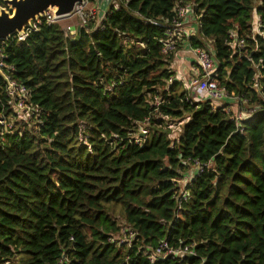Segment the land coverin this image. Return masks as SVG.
Listing matches in <instances>:
<instances>
[{"label": "trees", "instance_id": "1", "mask_svg": "<svg viewBox=\"0 0 264 264\" xmlns=\"http://www.w3.org/2000/svg\"><path fill=\"white\" fill-rule=\"evenodd\" d=\"M117 1L77 42L43 24L4 50L42 125L15 121L0 144V264H152L163 243L196 256L155 264H264V0H187L201 15L189 46L211 43L219 86L251 115L240 126L229 103L169 83L175 53L151 22L181 0ZM233 30L244 48L227 43ZM1 113L16 118L0 76ZM124 229L130 248L110 242Z\"/></svg>", "mask_w": 264, "mask_h": 264}, {"label": "built area", "instance_id": "2", "mask_svg": "<svg viewBox=\"0 0 264 264\" xmlns=\"http://www.w3.org/2000/svg\"><path fill=\"white\" fill-rule=\"evenodd\" d=\"M1 1L3 2L4 0ZM90 1L91 0H84L83 3L77 4L73 14V16H78L81 19L82 27H85L87 25V22L96 20V11H91L89 15L85 13L87 5ZM113 5L116 10H118V3L116 5L113 3ZM4 7L6 6H0V8ZM6 9L9 10L8 8ZM196 9L197 5L194 2L181 0L178 3L177 12L173 18L163 21L151 22L152 25L163 29L164 36L160 43L162 45V51L165 55L176 53L184 42H187L189 44L190 39L198 34L199 20L201 18V15L197 13ZM109 10L105 13L102 19L98 21L97 25H100L101 22L104 21V18L109 14ZM189 14H192L193 16L191 20L187 19ZM61 21L63 20L57 19L53 11H47L44 16L38 17L35 21H32L30 26L26 27L22 34L16 33L7 41L0 42V70L3 72L5 76L4 79L7 83V95L9 104L11 105V109L14 110L15 113H22L26 110L30 111L29 114L31 115L23 116V118L28 119L31 116H35L38 120V123H40L41 125V112L38 109H34L29 104L30 93L28 89L24 85L19 84L17 81L11 78L12 73L15 72V68L14 66H10L6 63L7 56L5 55L4 50L11 41H26V39L32 32H37L39 30L41 25L59 24V22ZM256 24H254V27L258 32H260V28H262V26L259 19L257 20ZM65 33L67 37L71 39L76 36L77 27L75 31L72 29V27H67L65 28ZM227 43L238 49H242L245 47V40L235 30L229 33ZM192 54L195 57L193 79L189 82H182L185 87V92L188 94V97L196 102L212 100L215 102L227 104L228 102H226V99L230 97L228 96L226 90L219 86V83L217 81L218 63L215 59V52L212 45H210V47L208 46L207 49H192ZM262 63L263 61H260V63L257 65V68L259 70L263 68H260V65H262ZM174 80L175 77L171 79L169 83H174ZM162 103L163 102L160 98H155L153 100L154 107L159 108ZM229 111H232L231 107L228 112ZM246 116L247 114L239 112L233 115L232 120L235 121L237 126H240L242 121L248 119ZM148 121L149 120H147L144 125L139 126V133L134 136L135 138L133 140L136 145L141 146L144 142L143 138H145L149 134V130L146 128V124L149 123ZM13 123L14 121L12 120V116L8 117L4 113L0 114V144H3L6 136L12 133ZM195 175L193 176L190 174L189 176H187V178L179 182L180 185L182 187L188 185L195 178ZM182 197L186 199V193H183ZM135 238L136 234L132 229H124L120 234L114 236L113 238H110V242L118 243L120 246L125 245L130 248L132 247ZM187 256H196V252L194 251L192 246H183L179 249H174L171 248L167 243H163L155 252L150 255L149 260L152 264H155L160 259L165 260L168 257L183 259ZM59 264H63V262H60Z\"/></svg>", "mask_w": 264, "mask_h": 264}, {"label": "water", "instance_id": "3", "mask_svg": "<svg viewBox=\"0 0 264 264\" xmlns=\"http://www.w3.org/2000/svg\"><path fill=\"white\" fill-rule=\"evenodd\" d=\"M83 2L84 0H4L6 7L0 8V42L7 41L16 33L22 34L32 21L44 16L47 11H53L59 20L71 18L76 5ZM82 28L77 27L76 36L71 38L73 42L80 40ZM0 76L5 78L1 70Z\"/></svg>", "mask_w": 264, "mask_h": 264}, {"label": "rangeland", "instance_id": "4", "mask_svg": "<svg viewBox=\"0 0 264 264\" xmlns=\"http://www.w3.org/2000/svg\"><path fill=\"white\" fill-rule=\"evenodd\" d=\"M113 3L116 5L118 2L116 0H91L86 8L85 13L89 15L91 11H96V20L97 23L102 19V17L105 15V13L110 9V7L113 5ZM192 14H189L187 19H192ZM258 19L255 18V22ZM59 24L63 27V29L67 27H72V29L75 31L76 27L81 26L82 21L78 16H72L71 18L65 19ZM257 26V24H256ZM211 43H208L207 47H210ZM194 62L195 57L192 54V48L189 46L187 42H184L181 47L178 49V51L174 54V60L172 61V64L169 66V69L174 73L175 80H177L178 83L183 84V81H190L193 79V68H194ZM181 91H185L184 85H181ZM226 102H228L233 109V114H236L238 111V102L233 98H227ZM245 108H247L246 105H244ZM15 113V112H14ZM30 111L26 110L24 112L15 113L16 118L12 120L19 121H27V119H24L23 116H29ZM243 113L246 114V111L243 110ZM31 128V127H30ZM180 126H176L172 129V135L171 138L175 139L180 134L179 131ZM191 175L196 174V170L192 169L190 172Z\"/></svg>", "mask_w": 264, "mask_h": 264}, {"label": "crops", "instance_id": "5", "mask_svg": "<svg viewBox=\"0 0 264 264\" xmlns=\"http://www.w3.org/2000/svg\"><path fill=\"white\" fill-rule=\"evenodd\" d=\"M256 19H257V18H256ZM256 23H257V21L255 22V24H256ZM193 69H194V68H193ZM237 107H238V106H237ZM231 110H232V112H233V109H232V108H231ZM238 111H239V110H238ZM238 111H237V113H239ZM246 114H247V116H246V117H247V118H250V116H251V115H250V114H248L247 112H246Z\"/></svg>", "mask_w": 264, "mask_h": 264}, {"label": "flooded vegetation", "instance_id": "6", "mask_svg": "<svg viewBox=\"0 0 264 264\" xmlns=\"http://www.w3.org/2000/svg\"><path fill=\"white\" fill-rule=\"evenodd\" d=\"M0 6L2 7V6H5V4L2 2V3H0Z\"/></svg>", "mask_w": 264, "mask_h": 264}]
</instances>
